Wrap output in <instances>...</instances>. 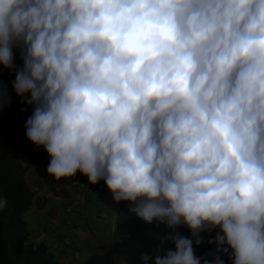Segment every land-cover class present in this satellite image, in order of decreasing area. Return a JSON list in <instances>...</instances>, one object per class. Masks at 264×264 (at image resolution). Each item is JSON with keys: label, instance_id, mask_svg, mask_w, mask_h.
Segmentation results:
<instances>
[{"label": "clouds", "instance_id": "9594fccd", "mask_svg": "<svg viewBox=\"0 0 264 264\" xmlns=\"http://www.w3.org/2000/svg\"><path fill=\"white\" fill-rule=\"evenodd\" d=\"M0 65L49 176L172 230L141 264H201L205 227L264 264V0H0Z\"/></svg>", "mask_w": 264, "mask_h": 264}, {"label": "crops", "instance_id": "0c3cea01", "mask_svg": "<svg viewBox=\"0 0 264 264\" xmlns=\"http://www.w3.org/2000/svg\"><path fill=\"white\" fill-rule=\"evenodd\" d=\"M14 61L22 66L19 49ZM15 73L7 79L0 65V98L6 103L5 135L16 145V158L26 166L28 142L8 125L18 96L12 89ZM4 92L2 96L1 93ZM49 156L41 147L24 174L33 200L24 214L28 243L44 244L52 255L50 264H141L146 249L128 234L117 231L118 211L112 198L89 184L79 171L56 180L47 174Z\"/></svg>", "mask_w": 264, "mask_h": 264}, {"label": "trees", "instance_id": "16d2710c", "mask_svg": "<svg viewBox=\"0 0 264 264\" xmlns=\"http://www.w3.org/2000/svg\"><path fill=\"white\" fill-rule=\"evenodd\" d=\"M31 105L23 103L18 97L14 115L15 129L25 136V122L32 114ZM8 116L5 101L0 98V199L7 200L8 206L0 208V264H50L52 255L44 244L28 243V232L24 214L33 200V193L25 181L24 174L32 164L39 148L28 142L26 150V166H22L16 158V145L5 135V117ZM118 211L117 231L132 236L138 244L146 249V255L154 258L157 249L163 255L167 250H175L171 241L161 245L159 239L167 236L171 229L157 220L147 223L138 218L129 209L134 205L127 201L114 202ZM181 236L193 238L190 230L184 226L175 229ZM219 234V227H205L201 233L202 242L194 249L196 255L204 260L212 261L218 256L223 264H233L232 250L223 245L216 250L214 240ZM148 264H153L150 259Z\"/></svg>", "mask_w": 264, "mask_h": 264}, {"label": "built area", "instance_id": "2783aa9c", "mask_svg": "<svg viewBox=\"0 0 264 264\" xmlns=\"http://www.w3.org/2000/svg\"><path fill=\"white\" fill-rule=\"evenodd\" d=\"M14 72H10L7 70V79L9 78V76L11 74H13ZM1 95H4V92L1 93ZM96 188L100 191H102L103 193H105L108 197L112 198V194L109 192V190L106 188L103 180L99 181L98 183L95 184Z\"/></svg>", "mask_w": 264, "mask_h": 264}, {"label": "water", "instance_id": "95a60500", "mask_svg": "<svg viewBox=\"0 0 264 264\" xmlns=\"http://www.w3.org/2000/svg\"><path fill=\"white\" fill-rule=\"evenodd\" d=\"M8 125L14 126V115L10 112V120L8 122Z\"/></svg>", "mask_w": 264, "mask_h": 264}]
</instances>
